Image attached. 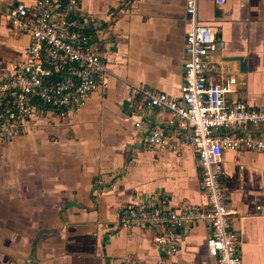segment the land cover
I'll use <instances>...</instances> for the list:
<instances>
[{
  "label": "crops",
  "instance_id": "1",
  "mask_svg": "<svg viewBox=\"0 0 264 264\" xmlns=\"http://www.w3.org/2000/svg\"><path fill=\"white\" fill-rule=\"evenodd\" d=\"M17 1L34 2L0 5ZM185 3L79 0L81 11L104 33L97 48L108 71L78 111L49 123H65L70 136L41 144L39 129L31 127L0 143V152L24 143L17 159L0 156V264H156L160 258L165 264H216L207 250L205 223L178 227L179 245L169 254L160 252L151 233L129 236L118 227L122 205L145 195L167 196L172 209L205 204L192 149L154 153L133 129L134 86L179 96L190 28ZM197 21L217 31L212 79L235 78L227 102L264 105V0H200ZM28 40L0 15V77L23 58ZM236 57L245 61L244 70ZM146 120L163 124L164 111L153 108ZM166 133L177 134L169 127ZM40 145L49 152L39 153ZM223 166L241 260L264 264V151H224Z\"/></svg>",
  "mask_w": 264,
  "mask_h": 264
},
{
  "label": "built area",
  "instance_id": "2",
  "mask_svg": "<svg viewBox=\"0 0 264 264\" xmlns=\"http://www.w3.org/2000/svg\"><path fill=\"white\" fill-rule=\"evenodd\" d=\"M199 1L185 3L190 28L184 39L179 96L134 86L133 109L138 118L133 121V129L139 143L154 153L168 150L180 155L184 146L192 149L205 204L186 203L172 209L167 196L145 195L122 205L118 227L129 236L151 233L160 252L169 254L179 245L178 227L202 222L210 229L206 245L216 264H243L240 235L233 227L234 209L223 188V153L238 149L264 151V105H249L239 99L227 102L235 78L222 82L212 79L215 68L210 56L218 46L217 31L197 21ZM212 1L218 5L225 2ZM80 11L79 0L0 5V15L29 39L23 58L12 61L0 77V143L20 136L25 129L78 111L102 85L108 61L97 46L104 33L97 31L92 20ZM153 108L164 111L163 124L150 125L146 120ZM166 127L177 134H167ZM156 264H165L164 259Z\"/></svg>",
  "mask_w": 264,
  "mask_h": 264
},
{
  "label": "rangeland",
  "instance_id": "3",
  "mask_svg": "<svg viewBox=\"0 0 264 264\" xmlns=\"http://www.w3.org/2000/svg\"><path fill=\"white\" fill-rule=\"evenodd\" d=\"M80 14L85 15L82 11H80ZM85 16H88V15H85ZM57 121H59V120H56L55 123ZM61 123L62 122L60 121V123L57 122L55 125L52 124L53 126L50 124L49 125L48 124L47 125L46 124H40V125L34 126V127H37L40 131L39 133H37L36 139L39 140L41 144H44V140L45 141H54V140H59L60 138H62L64 136H70L71 132H68V129H67L68 126L67 125L65 126L64 125L65 123H63V124H61ZM46 128H51V129H46ZM23 144L22 145L21 144L12 145L6 149H5L6 146H4V152H0V156H5V157L8 156L11 159L12 158L17 159L19 157V155L21 154L22 146L24 147ZM30 146H32V145H30ZM1 147H3V146H0V149H1ZM26 147H28V145H26ZM32 150H33V148L31 150L29 149V152L32 153L33 152ZM38 150L40 151L39 153H41L42 155L49 152V149L47 147L43 148L42 145H40V149H38ZM14 168L18 169V167H14Z\"/></svg>",
  "mask_w": 264,
  "mask_h": 264
},
{
  "label": "water",
  "instance_id": "4",
  "mask_svg": "<svg viewBox=\"0 0 264 264\" xmlns=\"http://www.w3.org/2000/svg\"><path fill=\"white\" fill-rule=\"evenodd\" d=\"M238 60H239V63H240V68L242 70L245 69V61L242 59V57H236ZM125 105L127 106V103H125Z\"/></svg>",
  "mask_w": 264,
  "mask_h": 264
}]
</instances>
